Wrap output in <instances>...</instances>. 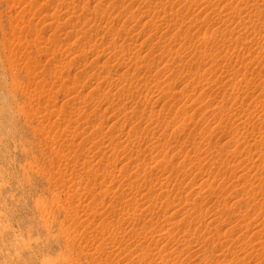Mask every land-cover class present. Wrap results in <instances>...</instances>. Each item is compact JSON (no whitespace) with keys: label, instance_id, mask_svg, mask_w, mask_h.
<instances>
[{"label":"rangeland","instance_id":"374dc122","mask_svg":"<svg viewBox=\"0 0 264 264\" xmlns=\"http://www.w3.org/2000/svg\"><path fill=\"white\" fill-rule=\"evenodd\" d=\"M0 173L17 264H264V0H0Z\"/></svg>","mask_w":264,"mask_h":264},{"label":"clouds","instance_id":"9594fccd","mask_svg":"<svg viewBox=\"0 0 264 264\" xmlns=\"http://www.w3.org/2000/svg\"><path fill=\"white\" fill-rule=\"evenodd\" d=\"M28 179V174L26 173ZM8 181L4 177L3 173H0V186L7 185ZM34 200V208L36 207V201ZM42 206L46 207V203L42 202ZM43 226V221L40 220ZM48 239L54 238V234H49L45 229ZM10 237L0 241V264H17L18 258L22 252L32 250L33 245L40 244L44 239L43 237L32 236L29 231L28 236L24 235L23 230L10 219L8 212L6 211V205L0 201V238ZM79 258L71 249L59 250L55 255L41 254L37 257L36 264H78Z\"/></svg>","mask_w":264,"mask_h":264},{"label":"bare ground","instance_id":"6f19581e","mask_svg":"<svg viewBox=\"0 0 264 264\" xmlns=\"http://www.w3.org/2000/svg\"><path fill=\"white\" fill-rule=\"evenodd\" d=\"M252 18H253V16H252ZM255 18V17H254Z\"/></svg>","mask_w":264,"mask_h":264}]
</instances>
